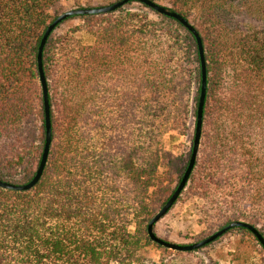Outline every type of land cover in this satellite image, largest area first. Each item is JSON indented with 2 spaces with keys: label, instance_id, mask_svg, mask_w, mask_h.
<instances>
[{
  "label": "trees",
  "instance_id": "16d2710c",
  "mask_svg": "<svg viewBox=\"0 0 264 264\" xmlns=\"http://www.w3.org/2000/svg\"><path fill=\"white\" fill-rule=\"evenodd\" d=\"M63 1L0 0V178L6 181H30L42 158L38 52ZM153 1L194 25L206 59L200 149L177 201L186 197L205 237L234 220L264 236V0ZM184 26L130 1L112 12L71 16L49 36L43 52L49 158L33 188L0 187V264H168L158 250L171 249L150 238L147 223L181 181L192 153L170 147L179 138L193 144L201 94L199 46ZM239 231L264 251L249 228L222 236Z\"/></svg>",
  "mask_w": 264,
  "mask_h": 264
},
{
  "label": "water",
  "instance_id": "95a60500",
  "mask_svg": "<svg viewBox=\"0 0 264 264\" xmlns=\"http://www.w3.org/2000/svg\"><path fill=\"white\" fill-rule=\"evenodd\" d=\"M130 1H139L141 3H144L145 5L151 7L152 9L158 11L159 13L166 14V15H169L171 17L178 19L183 25H185L184 27H187L195 35L197 39L199 51L201 55V63H202L201 94H200L199 102L197 105L198 109H197L196 127H195V134H194L191 157H190L188 166L185 170V173L181 181L179 182V184H177V187L175 188V190L173 191L169 199L166 201V203L161 207L159 211H157V213H155V215L150 219L149 223H147L148 233H149L150 238L154 242L166 248L172 249V250L193 251V250L199 249L215 241L216 239L221 237L231 228L242 226V227L249 228V230L252 231L254 235L258 238L259 242L264 246L263 234L251 223L244 221V220L231 221L229 224L225 225L223 228L217 230L215 233L205 237L204 239L193 242V243H188V244H181V243L173 242L170 240H166L163 237L159 236L155 231V225H156L155 223L161 220L169 212V210L173 207V205L178 200L182 191L185 189L186 184L188 183L190 179L191 173L194 169V166L197 160V156H198L200 144H201L202 133H203L204 107H205L206 95H207V69H206V59H205L203 42H202L199 32L194 27V25L187 18L181 15L179 12L169 9V7H167L166 5L153 1V0H116L112 3L102 4V5L93 6V7H87V6L74 7V8H71V9H68V10H65L59 13L55 17V19L51 23H49V25L45 29L44 34L42 36L41 43L39 46V52H38V64H39V71H40V79H41L42 88H43V97H44L43 103L45 106V126H46V142H45V147H44V151L42 154V158H41L39 167L36 171V174L30 181H27L26 183H23V184H18V183H13V182L6 181L0 178V187L6 188V189L19 190V191L29 190L33 188L38 183V181H40L44 173L46 164L48 162L50 147L52 143V121H51V106L49 103L50 96H49L48 83H47V78H46L44 68H43V52H44V47L46 45V42L49 36L54 32V30L57 29L60 23H63L66 19H68L71 16L112 12L124 6Z\"/></svg>",
  "mask_w": 264,
  "mask_h": 264
},
{
  "label": "rangeland",
  "instance_id": "374dc122",
  "mask_svg": "<svg viewBox=\"0 0 264 264\" xmlns=\"http://www.w3.org/2000/svg\"><path fill=\"white\" fill-rule=\"evenodd\" d=\"M81 0H66L61 3L58 12L79 7ZM116 0H112L114 2ZM108 4V3H105ZM192 140L179 138L171 144L174 151L188 153L192 148ZM186 197L177 201L169 212L157 223L156 233L170 241L188 244L203 239V226L197 221V216L191 209ZM158 211V210H157ZM176 250L163 251L168 264H264V251L249 233L236 232L221 236L212 244L189 252L177 253ZM159 256V255H158Z\"/></svg>",
  "mask_w": 264,
  "mask_h": 264
}]
</instances>
